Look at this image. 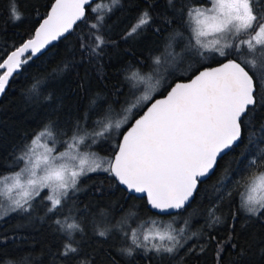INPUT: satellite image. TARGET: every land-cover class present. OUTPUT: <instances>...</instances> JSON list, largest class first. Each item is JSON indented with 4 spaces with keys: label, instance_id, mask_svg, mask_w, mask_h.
Returning <instances> with one entry per match:
<instances>
[{
    "label": "snow or ice",
    "instance_id": "snow-or-ice-1",
    "mask_svg": "<svg viewBox=\"0 0 264 264\" xmlns=\"http://www.w3.org/2000/svg\"><path fill=\"white\" fill-rule=\"evenodd\" d=\"M141 5L120 39L148 32L167 35L147 66L126 74L131 99L119 110L118 100L97 104L63 125L48 121L20 147L14 167L0 173V221L15 214L55 225L59 244L49 249L48 264H120V258L136 255L149 264H189L211 242L220 264L226 246L237 247L232 241L239 212L224 217L222 195L205 213L207 221L199 231L186 214L198 185L206 183L218 159L246 135L255 151L233 175L225 174L221 188L243 189L238 192L239 211L245 214L242 228L264 222V0H164L163 6L160 0H141ZM118 10H123V0H53L44 17L37 9L32 38L3 52L0 94L55 41L75 37L80 53L90 60L106 54L117 43L113 34L119 21L113 17ZM9 14L13 22L22 19L15 0H10ZM210 58L217 66L205 63ZM177 72L179 77L164 87L165 74L175 77ZM162 88L166 95L156 98ZM30 91L37 95L36 85ZM117 138L111 155L102 154ZM93 174L103 175L129 198L139 194L151 215L144 219L129 210L114 220L101 210L98 218L92 217L91 235L100 244L119 243L86 251L89 213L87 206L79 208V201L88 191L85 178ZM225 194L233 196L232 191ZM224 225L229 228L226 240L208 232ZM244 255L241 249L239 256ZM0 264L32 261L21 255L0 257Z\"/></svg>",
    "mask_w": 264,
    "mask_h": 264
},
{
    "label": "trees",
    "instance_id": "trees-1",
    "mask_svg": "<svg viewBox=\"0 0 264 264\" xmlns=\"http://www.w3.org/2000/svg\"><path fill=\"white\" fill-rule=\"evenodd\" d=\"M141 0H123V10H118L113 17L119 21L117 31L113 38L117 41L115 46L106 50V54L91 60L82 56L75 37L61 40L51 45L42 56L32 59L23 66L20 74L13 77L0 99V173L11 170L13 161L20 147L30 141L33 134L39 131L48 121L65 124L66 121H75L94 110L97 104H107L119 101L115 105L117 110L126 99H129V88L125 76L131 68L147 66L156 49L161 45L154 38L139 37L124 41L120 39V32L134 22L138 5ZM53 0H15L22 19L13 22L10 14V0H0V59L3 52H10L14 46H19L32 37L34 29L38 26L37 9L39 17L47 15ZM164 3V0H161ZM76 35H80L77 33ZM220 58H217V61ZM207 65H215L216 61H206ZM67 65V68H64ZM180 74V73H178ZM176 76L168 77L170 84ZM36 85L37 95H32L31 89ZM167 87V86H166ZM123 93V95H121ZM165 94L164 89L156 95ZM51 97V99H49ZM95 101V104H94ZM262 121L258 120L257 123ZM112 141L102 154L111 155ZM255 149L248 145L247 135L228 154L218 161V165L206 183L198 186L199 194L186 215L193 216V230L199 231L205 227L207 217L205 213L216 201L218 196H224L221 205L223 216L239 212L233 243L235 249L227 245L222 254L220 264H264V222L245 223V214L239 211L240 196L238 192L243 189L221 188L225 174L233 175L234 171L242 167L241 161ZM87 192L82 193L79 208L88 207V221L85 227L89 230L88 247L86 251H96L101 248L107 250L109 244L119 243L112 240L100 244L91 235L92 217H99L101 210L110 214L114 220L125 216L131 210L137 215L148 219L151 212L147 209L145 200L129 198V194L121 187L110 185L103 175L96 178H85ZM101 187L102 191H95ZM226 191H232L229 199ZM79 215V209L74 213ZM43 213H39L42 216ZM132 226H137L134 220H129ZM55 225L51 221H43L37 217L25 220L13 214L0 221V257L17 258L28 255L32 264H48L49 249H55L59 238L54 232ZM216 235L218 240H226L229 233L227 225L208 229ZM241 249L245 255L239 256ZM120 264H149L146 257L136 255L131 260L120 258ZM189 264H216L215 242H211L206 252Z\"/></svg>",
    "mask_w": 264,
    "mask_h": 264
},
{
    "label": "flooded vegetation",
    "instance_id": "flooded-vegetation-1",
    "mask_svg": "<svg viewBox=\"0 0 264 264\" xmlns=\"http://www.w3.org/2000/svg\"><path fill=\"white\" fill-rule=\"evenodd\" d=\"M160 3H161V6H163V2H161V0H160ZM139 5L140 6H142L141 5V1H140V3H139ZM137 13H138V10H137ZM137 13H136V15H137ZM166 33L165 34H162V35H160V36H155V35H153V33L152 32H148L147 34H145L144 36H141V37H144V38H146V37H148V38H154L155 40H157L158 42H163V40L166 38ZM162 44V43H161ZM215 65H217V64H215ZM211 66H214V65H211ZM182 69V68H181ZM183 70V69H182ZM177 76H179V74L177 75ZM183 78H187L186 76L185 77H183ZM170 82L168 81V84H169ZM168 84L167 85H165V87L166 86H168Z\"/></svg>",
    "mask_w": 264,
    "mask_h": 264
},
{
    "label": "water",
    "instance_id": "water-1",
    "mask_svg": "<svg viewBox=\"0 0 264 264\" xmlns=\"http://www.w3.org/2000/svg\"><path fill=\"white\" fill-rule=\"evenodd\" d=\"M33 36V35H32ZM32 38V37H31ZM30 39V38H29ZM26 41V40H25ZM58 41H55V42H53L51 45H53V44H55V43H57ZM22 44V43H21ZM20 44V45H21ZM51 45H49L45 50H43V53L42 54H40V55H38V57H40V56H42L43 54H45L46 52H47V50L49 49V47L51 46ZM38 57H35V58H33V59H36V58H38ZM215 66H217V65H214V66H212V67H215ZM0 71H2V70H0ZM16 75H14V77H15ZM10 81H11V79L9 80V83H10ZM8 87V86H7ZM7 87H6V89H7ZM6 89H5V91H6ZM5 93V92H4ZM4 93L3 94H0V99L2 98V96L4 95ZM164 95H166V93L164 94ZM156 98H160V96L159 97H156ZM226 155V154H225ZM225 155H223V157L225 156ZM220 159H218V161H219ZM215 171V170H214ZM212 174H210V176H211ZM209 176V177H210ZM208 177V178H209ZM207 178V179H208ZM199 186V185H198ZM126 192V191H125ZM127 193V192H126ZM128 194V193H127ZM136 198H139V194H137V196H136ZM145 202H146V200H145ZM146 206H147V204H146ZM147 209H148V206H147ZM149 210V209H148Z\"/></svg>",
    "mask_w": 264,
    "mask_h": 264
},
{
    "label": "rangeland",
    "instance_id": "rangeland-1",
    "mask_svg": "<svg viewBox=\"0 0 264 264\" xmlns=\"http://www.w3.org/2000/svg\"><path fill=\"white\" fill-rule=\"evenodd\" d=\"M218 58V57H217ZM208 61H214V60H212L211 58L208 60ZM180 71L182 72L183 70L182 69H180ZM179 72H177L176 74H178ZM165 76H166V79H168V77H171V75H168L167 73L165 74ZM164 87H165V85H164ZM164 88H162L161 89V91L163 90ZM157 94H159V93H157ZM129 99H131V97H129ZM225 190V189H224Z\"/></svg>",
    "mask_w": 264,
    "mask_h": 264
}]
</instances>
